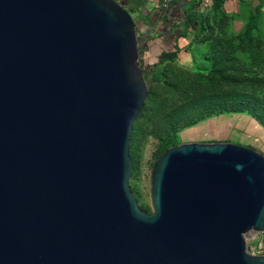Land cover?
Segmentation results:
<instances>
[{"label":"water","instance_id":"95a60500","mask_svg":"<svg viewBox=\"0 0 264 264\" xmlns=\"http://www.w3.org/2000/svg\"><path fill=\"white\" fill-rule=\"evenodd\" d=\"M148 84L116 0H0V264H264V155L186 143L129 179Z\"/></svg>","mask_w":264,"mask_h":264},{"label":"rangeland","instance_id":"374dc122","mask_svg":"<svg viewBox=\"0 0 264 264\" xmlns=\"http://www.w3.org/2000/svg\"><path fill=\"white\" fill-rule=\"evenodd\" d=\"M146 6L148 10L161 8L159 0H147ZM152 11L130 13L138 34L149 28L143 15L152 17ZM236 18L229 16L223 30L220 29L219 37L224 42L214 34L206 36L191 49H183L175 60L158 66L148 78L150 95L133 126L129 145V186L139 207L149 214L154 211L153 165L166 151L168 140H172L168 149L186 143H233L264 155V62L253 59V53L244 50L243 31ZM253 35L257 38V31ZM227 41L234 46L229 52L225 47ZM181 43L184 46L187 41ZM217 46L222 51L214 55L211 51ZM224 56L229 59L215 85V63ZM255 99L260 104L257 103V109L223 108L232 100L238 103ZM245 240L251 254L264 255V232H249Z\"/></svg>","mask_w":264,"mask_h":264},{"label":"trees","instance_id":"16d2710c","mask_svg":"<svg viewBox=\"0 0 264 264\" xmlns=\"http://www.w3.org/2000/svg\"><path fill=\"white\" fill-rule=\"evenodd\" d=\"M122 1L121 5L129 13L133 11L154 10L153 16L149 17L143 15L144 20L148 21L147 25L149 28L139 33L140 43V62L144 69V76L148 84V96L150 95V74L160 65L165 64L169 61L175 60L178 54L183 50L191 49L194 43L202 41L206 36L211 34L219 37L220 31L223 30L226 20L229 16L225 14L221 9L223 0H215L214 10L217 13L214 21H211L209 17L195 12V3L189 5L182 14H172L168 8H153L148 10L146 6L147 0H117ZM261 6H256L253 9V20H251L246 28L241 33L242 42L245 44V49L248 52L253 53L252 58L257 59L259 62H264V41L258 35L254 38L253 33L256 31L255 19L260 10ZM153 12V11H152ZM221 29V30H220ZM256 36V35H255ZM221 40L222 37H219ZM181 40H186L187 43L183 46ZM226 41V40H225ZM224 42V39H223ZM219 46V45H218ZM213 49V54L216 55L222 51L220 47ZM226 50L234 49L233 43L227 41ZM226 56L217 59L215 63V72L217 73L216 81L213 84H217L220 80L221 68L228 62ZM147 96V97H148ZM234 102L233 100L223 105L225 109H243L246 106L247 109H257L259 101L248 100L247 101ZM258 103V104H257ZM146 105V102H145ZM260 105V104H259ZM145 107V106H144ZM143 112V111H142ZM142 113L140 114V116ZM172 140H168L165 149L167 150Z\"/></svg>","mask_w":264,"mask_h":264},{"label":"crops","instance_id":"0c3cea01","mask_svg":"<svg viewBox=\"0 0 264 264\" xmlns=\"http://www.w3.org/2000/svg\"><path fill=\"white\" fill-rule=\"evenodd\" d=\"M193 2L196 13L210 17L211 21L215 20L217 17L214 10L215 0H173L168 9L172 14H182ZM258 5L261 7L254 22L258 35L264 41V0H223L221 9L228 16L235 15L236 21L243 31L247 24L253 20V9Z\"/></svg>","mask_w":264,"mask_h":264},{"label":"built area","instance_id":"2783aa9c","mask_svg":"<svg viewBox=\"0 0 264 264\" xmlns=\"http://www.w3.org/2000/svg\"><path fill=\"white\" fill-rule=\"evenodd\" d=\"M173 0H159L161 8H168Z\"/></svg>","mask_w":264,"mask_h":264},{"label":"flooded vegetation","instance_id":"af4514ba","mask_svg":"<svg viewBox=\"0 0 264 264\" xmlns=\"http://www.w3.org/2000/svg\"><path fill=\"white\" fill-rule=\"evenodd\" d=\"M161 9V8H160Z\"/></svg>","mask_w":264,"mask_h":264}]
</instances>
